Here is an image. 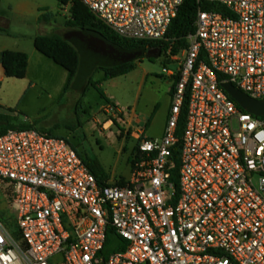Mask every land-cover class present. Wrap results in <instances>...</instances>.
Returning <instances> with one entry per match:
<instances>
[{
	"label": "built area",
	"instance_id": "2783aa9c",
	"mask_svg": "<svg viewBox=\"0 0 264 264\" xmlns=\"http://www.w3.org/2000/svg\"><path fill=\"white\" fill-rule=\"evenodd\" d=\"M184 1L82 0L120 37L150 42L166 38ZM203 1L225 13L199 10L183 58L167 52L178 67L165 69L177 81L164 132L136 131L124 185L100 183L65 138L0 136V184L18 227L0 219V264H264V116L222 87L264 101V0ZM109 228L124 249L104 258Z\"/></svg>",
	"mask_w": 264,
	"mask_h": 264
},
{
	"label": "rangeland",
	"instance_id": "374dc122",
	"mask_svg": "<svg viewBox=\"0 0 264 264\" xmlns=\"http://www.w3.org/2000/svg\"><path fill=\"white\" fill-rule=\"evenodd\" d=\"M69 7L61 9L57 0H43L42 10L39 17L45 13L55 16L51 23L40 24L39 17L30 15L22 16L12 12L6 13L10 16L11 27L7 29L12 36H18V41H8L17 44V48L23 51L34 49L32 38L42 34L37 24L44 25L46 34L64 35L69 29L66 22L70 16ZM75 34V33H74ZM64 37V36H63ZM70 38V37H69ZM74 46L79 50L81 57L87 66L85 75L90 80L98 83V87L104 92L105 97L118 103V109L125 115H129L130 108L136 107L139 114L145 112L146 106L157 102L159 107L153 113L150 125L141 127L145 130V136L149 138H161L163 129L167 122L168 94L167 90L171 82L167 79L165 69H177V63L172 61L166 64L165 54L157 60L151 61L143 58L135 62V69L127 78L117 77L119 80L113 85L101 88V70L91 74L92 53L95 48L97 36L82 32L71 38ZM9 45V48H16ZM153 53V54H152ZM151 54L154 55V51ZM183 58V54L179 55ZM41 62L32 64L31 72L26 79L5 80L0 91V114L6 116L7 120L14 126H29L39 133L49 136L68 135L65 137L79 152L90 157H97L108 175L114 180L131 178L134 153L139 141L131 138L124 117L121 114L110 111L106 114V120H111V130L103 131L100 118L101 107L104 101L100 93L94 87H89L85 96L72 103L65 101L64 96H59L60 86L63 85V70L47 58H41ZM148 74L147 83H143V77ZM92 75V76H91ZM143 83V84H142ZM72 88L68 93L77 95L80 85ZM60 85V86H59ZM83 97V98H82ZM86 110L84 112L83 110ZM113 110H117L113 107ZM81 123V127L79 126ZM3 125H7L5 122ZM52 132V133H47ZM117 183V182H111ZM10 192L0 184V219L9 227L12 233L18 231L16 224V208L7 198Z\"/></svg>",
	"mask_w": 264,
	"mask_h": 264
},
{
	"label": "trees",
	"instance_id": "16d2710c",
	"mask_svg": "<svg viewBox=\"0 0 264 264\" xmlns=\"http://www.w3.org/2000/svg\"><path fill=\"white\" fill-rule=\"evenodd\" d=\"M61 9L69 7V18L66 22V27L72 32H85L91 33L105 42L120 46L128 51H135L137 58L134 61L120 63L118 61L101 60V56L97 49L92 53V72L95 73L99 70L105 73L107 80L114 79L120 76L129 74L135 69V62L137 60L148 58L151 61L157 60L161 55L165 54L166 64L172 63L167 52L171 50L172 56L176 57L182 53L188 47V36L193 34L196 30V20L199 10H215L224 12L225 10L219 4H210L203 0H185L180 7L177 16L170 24L166 38L163 41L150 42L125 39L120 37L114 31H112L107 25H105L100 19H98L82 2V0H57ZM55 16L51 13H45L39 17V23H51ZM0 33L11 35V33L0 27ZM69 33V35H70ZM69 35L63 37L57 34L39 35L34 39V46L38 52L44 55L46 58L52 60L56 65L65 69L69 73V81L65 92L70 91L72 88H77L78 83L82 82L80 89L82 96L84 97L88 88L94 87L100 93L103 99H106L104 92L98 87V83L92 82L90 76L85 75L87 72V64L84 63L79 50L74 46L73 40L69 38ZM159 52L158 58L148 57V53ZM153 54V53H152ZM151 54V55H152ZM5 76L7 78L22 80L25 79L28 72L29 56L25 52H18L12 50H6L2 53L0 61ZM92 76V75H91ZM177 81V77L174 79ZM222 81L223 78L219 77ZM173 84V86H174ZM82 97V98H83ZM237 104V103H236ZM238 105V104H237ZM185 111H183L182 120L179 125L178 133L182 134L184 127ZM7 125H3L4 123ZM81 127V124L79 123ZM31 129L27 125L14 127L6 118L0 114V136L6 134L10 130H29ZM68 141V140H67ZM78 155L83 159L85 165L89 168L91 173L97 178L100 183L107 182L109 175L103 168L101 162L97 157H90L79 152L76 148ZM139 151L138 147L135 151ZM134 153V156L136 154ZM174 167L170 169L171 182L177 184L178 182V168L180 159V145L173 150ZM140 155L138 154L137 157ZM131 164H134L132 159ZM120 185H124L125 181L118 182ZM124 243V242H123ZM124 249L122 240L116 234L114 229L109 228L107 243L102 255L104 258L111 253Z\"/></svg>",
	"mask_w": 264,
	"mask_h": 264
},
{
	"label": "crops",
	"instance_id": "0c3cea01",
	"mask_svg": "<svg viewBox=\"0 0 264 264\" xmlns=\"http://www.w3.org/2000/svg\"><path fill=\"white\" fill-rule=\"evenodd\" d=\"M42 5H43V0H0V27L7 28V29L11 27L10 16L7 15L6 13L12 12L15 14H21L22 16L30 15L33 17H39V11L43 9ZM37 26L40 27V30L42 32V34H39V35H47L45 32L46 30L44 29V25L37 24ZM70 32L71 31L69 30L62 36L65 37V36L69 35ZM74 33L79 34V32H72V33H70L69 37L72 38V36L75 35ZM39 35H37V36H39ZM37 36H34V38H32L33 44H34V39ZM10 39L18 41L19 37L18 36H12V34L7 35L5 33H0V61H1L2 53L6 50L25 52L21 48H17L16 43H12V42L8 41ZM11 44L16 45V46H14L16 48H9V45H11ZM25 53H27L29 56V66H28V72H27V76H26V78H28V76L31 72L32 64L34 62H41V60H42L41 58H43L45 56L42 55L40 52H38L36 50V48H34V49L31 48L30 50L26 51ZM48 60H50V59H48ZM50 61L53 62L52 60H50ZM62 70H63V76H62L63 77V83H61V84H63V85H61V86L59 85L60 86L59 96H61V97L64 96L65 101L72 103V106H73V104L75 102H78L80 100L81 90L79 91V93L77 95H75L74 92L73 93H68L69 91L65 92V89L67 87V84H68L70 77H69V73L65 69L62 68ZM99 74L101 76L100 77L101 88L103 86H106V85H113L117 82V80H119V78L107 80L105 78V73L103 71L99 72ZM130 74H131V72L127 75L120 76V77L127 78L126 76H129ZM147 77H149L148 74H145L143 77L142 82L144 84L147 83V81H148ZM10 79H12V78H7L5 76L4 69L0 63V91H2L3 82L5 80H10ZM167 79L169 81H172L170 87H168V90H167V94H168V98H169V101H168L169 106H168L167 114H169L170 106H171V89L173 87L174 80H173V78H170V77H167ZM103 101H104V104L101 107L100 118L103 119L104 121L101 125V129L103 131H107V130L112 129L113 122L111 120H108V121L106 120V114L110 113V111H111L110 109L115 107L117 109L115 112L118 114H121L124 117L128 129L131 131V138L134 140H137L136 131L141 127L147 128L150 125L152 118H153V113L159 107V104L157 102H153V104L151 103L149 106H146L145 112H142L141 114H139L137 112L136 107H132V108H130L131 110H130L129 115H125V113L122 110L118 109V107H119L118 103H115L113 100L111 101L109 98L103 99ZM83 111L86 112V110H83ZM167 118H168V115H167ZM163 132H164V129H163ZM47 133H52V132H47ZM57 137H62V138L67 137L68 138L69 136L68 135H60ZM121 180L126 181L125 179L113 181V179L110 176H109L108 181L109 182H120Z\"/></svg>",
	"mask_w": 264,
	"mask_h": 264
},
{
	"label": "water",
	"instance_id": "95a60500",
	"mask_svg": "<svg viewBox=\"0 0 264 264\" xmlns=\"http://www.w3.org/2000/svg\"><path fill=\"white\" fill-rule=\"evenodd\" d=\"M94 48L99 51V54L103 59L107 61H118L120 63H126L136 60L137 53L135 51H128L120 46L108 43L102 39L96 40ZM160 53L157 51L154 55L148 57L158 58ZM223 89L231 96V98L246 112L254 114L256 116H264V101H256L251 99L242 91L235 88L232 84L226 83L222 85Z\"/></svg>",
	"mask_w": 264,
	"mask_h": 264
},
{
	"label": "flooded vegetation",
	"instance_id": "af4514ba",
	"mask_svg": "<svg viewBox=\"0 0 264 264\" xmlns=\"http://www.w3.org/2000/svg\"><path fill=\"white\" fill-rule=\"evenodd\" d=\"M149 55H151L150 53H148ZM101 60H106L105 58L103 59V57H101Z\"/></svg>",
	"mask_w": 264,
	"mask_h": 264
}]
</instances>
